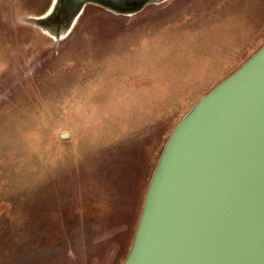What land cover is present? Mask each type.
Listing matches in <instances>:
<instances>
[{
  "label": "rangeland",
  "instance_id": "obj_1",
  "mask_svg": "<svg viewBox=\"0 0 264 264\" xmlns=\"http://www.w3.org/2000/svg\"><path fill=\"white\" fill-rule=\"evenodd\" d=\"M52 1L0 0V264H122L167 137L264 44V0L89 4L59 41L25 22Z\"/></svg>",
  "mask_w": 264,
  "mask_h": 264
},
{
  "label": "water",
  "instance_id": "obj_2",
  "mask_svg": "<svg viewBox=\"0 0 264 264\" xmlns=\"http://www.w3.org/2000/svg\"><path fill=\"white\" fill-rule=\"evenodd\" d=\"M166 1L53 0L25 22L59 41L89 4L132 16ZM143 200L122 264H264V44L177 122Z\"/></svg>",
  "mask_w": 264,
  "mask_h": 264
}]
</instances>
